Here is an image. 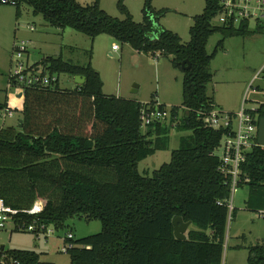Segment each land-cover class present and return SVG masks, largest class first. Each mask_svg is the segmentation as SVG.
<instances>
[{"label":"trees","instance_id":"16d2710c","mask_svg":"<svg viewBox=\"0 0 264 264\" xmlns=\"http://www.w3.org/2000/svg\"><path fill=\"white\" fill-rule=\"evenodd\" d=\"M8 1L16 2L17 17L26 4L51 26L72 28L91 38L108 34L140 53L171 55L174 65L184 71L183 103L171 108V124L157 121L143 129V102L104 93L101 74L91 61L79 64L59 55L36 63L59 75H80L85 82L74 89L58 83L54 88H27L20 118L23 126L0 127V198L19 210L31 208L38 200L45 202L41 213H21L17 220L30 223L38 218L57 227L76 216L100 220L101 232L66 240L73 244L67 252L71 264H223L231 187L216 151L228 131L205 121L218 107L208 85L217 51L229 37L250 35V21L215 24L221 0H205L185 43L177 32L157 29L170 9L155 8L153 0H144L141 22L135 21L124 0H118L123 19L108 14L100 0L89 4ZM263 31V25L257 24L256 32ZM216 32L222 39L209 53L208 41ZM185 60L191 62L188 70L181 66ZM7 107V100L0 103V108ZM252 113L259 124L264 103ZM173 124L192 133L181 137L170 162L152 175L141 173L139 163L167 147ZM241 167V184L249 185L248 208L261 210L264 146H255ZM178 216L197 227L188 230L186 239L175 234ZM1 249L0 264H55L43 261L33 250L5 245ZM247 263L264 264V241L248 247Z\"/></svg>","mask_w":264,"mask_h":264},{"label":"rangeland","instance_id":"374dc122","mask_svg":"<svg viewBox=\"0 0 264 264\" xmlns=\"http://www.w3.org/2000/svg\"><path fill=\"white\" fill-rule=\"evenodd\" d=\"M78 1L83 4L93 2ZM124 3L135 21L141 22L144 0H124ZM153 4L157 9L171 8V11L162 17L157 29L167 28L175 31L185 43L189 42L194 16L203 12L205 0H153ZM100 5L113 17H125L119 10L118 0H100ZM16 12L15 5L0 4V103L6 100L8 94H17L15 88L8 90V78L17 65L13 46L15 42L25 40L29 46L23 60H29L31 65L46 56L59 55L65 60L79 64L91 61L93 66L96 65L101 71L103 90L107 94L137 99L143 103L154 99L168 108L182 106L184 71L174 65L173 56L140 53L131 44H121L119 41L114 42L118 43L120 49H113L112 41H109L112 36L108 34L99 35L95 41L89 35L72 28L43 26L42 16L35 15L32 8L26 4L21 6L19 17ZM221 21V16L213 19L215 24ZM31 25L35 26V30L30 29ZM256 29V21L251 20L252 33L227 38L211 62L213 79L208 85V94L214 97L218 108L224 112L238 113L243 105L246 109L255 110L264 103V31L258 33ZM220 39V32L210 37L207 45L209 53L215 50ZM38 71H43V66H40ZM135 85H138L137 92H133ZM60 86L76 88L75 77L67 73L60 74ZM182 114L184 110H181ZM21 116L20 111H15L13 116H9L5 108H0V127H17ZM171 122L168 118L164 124L170 125ZM191 133L190 130H180L175 124L171 125L167 147L142 160L139 163V171L152 175L162 164L170 162L173 150L181 145V137ZM152 138H155V132L152 133ZM216 153L221 156L223 149L219 148ZM248 197L247 184L239 185L231 195L236 213L233 215L229 210L228 241L225 242L223 264H248V247L264 241V217L260 215V209L248 208ZM50 228L54 229V233L45 237L29 231L14 230L9 224L7 229H0V247L5 245L15 249L33 250L40 254L43 261L71 264L69 254L63 251L66 234L72 232L75 239L97 234L102 230V222L76 216L69 218L63 226L51 225ZM192 228L197 227L192 224L189 229Z\"/></svg>","mask_w":264,"mask_h":264},{"label":"built area","instance_id":"2783aa9c","mask_svg":"<svg viewBox=\"0 0 264 264\" xmlns=\"http://www.w3.org/2000/svg\"><path fill=\"white\" fill-rule=\"evenodd\" d=\"M2 3H10L15 5V1L2 0ZM221 16L222 21L219 25L238 24L245 20H254L257 24L264 25V0H221V10L217 14ZM216 16V17H217ZM215 17V18H216ZM31 30L35 29L34 25L30 26ZM113 49H120L119 45H114ZM28 52V42L25 40L15 42L13 46V56L16 58L17 65L9 74L8 86L9 89L15 88L17 94L10 93L8 107L6 113L13 116L16 109H19V104L14 100L24 101L25 91L27 88H43L52 87L60 84V75L52 73L49 70L39 72L40 66L31 65L27 60L24 62L23 57ZM159 102L143 103L140 110L142 127L147 128L157 121L164 122L166 119H171V108L167 106L161 107ZM253 110L246 109L244 105L238 113L224 112L220 108H215L209 115L206 116L207 124L214 128L225 129L227 134L222 140L223 154L221 155V171L227 178V183L231 187V195L235 193L237 187L242 183V164L246 160L247 154L253 150L255 146H259L258 142V119L252 113ZM219 204H224L222 201ZM227 206L230 212L235 209L231 197L227 201ZM45 202L42 200L36 203L29 209L19 210L6 204L3 198H0V229H7L9 224L17 231H29L37 236L45 235L48 237L54 233L51 225L41 223L38 218H34L32 222L26 223L18 219L17 216L21 213L29 215H37L44 210ZM259 213L264 217V208L259 210ZM75 238L72 232L65 236L64 252H68L73 246L72 242ZM0 247V251H1Z\"/></svg>","mask_w":264,"mask_h":264},{"label":"water","instance_id":"95a60500","mask_svg":"<svg viewBox=\"0 0 264 264\" xmlns=\"http://www.w3.org/2000/svg\"><path fill=\"white\" fill-rule=\"evenodd\" d=\"M44 26H49L48 23L43 24ZM181 66L188 70L191 67V62L188 60L182 61ZM76 82L77 83H84L85 82V77H82L80 75L75 76ZM138 85H135L133 92H137ZM23 126V120H20L19 127L21 128ZM258 142L261 146H264V117L259 120V125H258ZM175 224V234L179 239H186L187 238V231L189 227L192 225L191 221H184L182 217L178 216L174 220ZM2 245L1 247H3ZM9 247L6 246V249Z\"/></svg>","mask_w":264,"mask_h":264},{"label":"crops","instance_id":"0c3cea01","mask_svg":"<svg viewBox=\"0 0 264 264\" xmlns=\"http://www.w3.org/2000/svg\"><path fill=\"white\" fill-rule=\"evenodd\" d=\"M154 5V4H153ZM155 6V5H154ZM155 8H158L157 6H155ZM167 8H169V7H167ZM170 9V11H171V8H169ZM44 21V20H43ZM44 24H46L45 22H44ZM43 25V24H42ZM44 26V25H43ZM35 30V29H34ZM98 37V36H97ZM97 37H95L94 39H95V41H96V39H97ZM108 39V38H107ZM109 41H112V48H113V46L114 45H118V43H116V42H114V41H117V40H115L113 37L112 38H109ZM118 42V41H117ZM28 46H29V44H28ZM120 47V46H119ZM29 54V53H28ZM110 55H112V53L110 52ZM29 61V60H28ZM92 65H93V62H92ZM96 70H98L99 71V73L101 74V71H100V69L95 65V66H93ZM101 77H102V74H101ZM103 79V78H102ZM8 80H9V78H8ZM104 82V81H103ZM8 90H9V86H8ZM104 91V90H103ZM104 93H106L105 91H104ZM107 94V93H106ZM11 96H10V94H8L7 95V98H6V100L8 101L9 100V98H10ZM13 101L15 102V103H17V104H19V106H20V108L18 109V111H20V113H21V110H22V107H23V100L22 101H18V100H14V98H13ZM19 123H20V121H19ZM226 241H228V234H227V236H226Z\"/></svg>","mask_w":264,"mask_h":264}]
</instances>
